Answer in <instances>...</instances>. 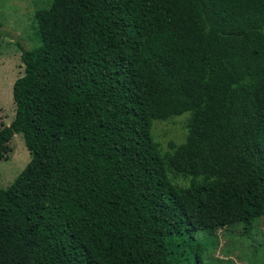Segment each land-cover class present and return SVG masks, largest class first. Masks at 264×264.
<instances>
[{"label":"trees","instance_id":"trees-1","mask_svg":"<svg viewBox=\"0 0 264 264\" xmlns=\"http://www.w3.org/2000/svg\"><path fill=\"white\" fill-rule=\"evenodd\" d=\"M34 19L0 124V163L16 134L31 157L0 189V264H205L219 229L264 218V0H53ZM185 113L163 154L154 124Z\"/></svg>","mask_w":264,"mask_h":264},{"label":"rangeland","instance_id":"rangeland-1","mask_svg":"<svg viewBox=\"0 0 264 264\" xmlns=\"http://www.w3.org/2000/svg\"><path fill=\"white\" fill-rule=\"evenodd\" d=\"M53 0H0V124L10 125L15 115L13 86L24 75L22 49L33 50L40 43L34 30L37 10L48 8ZM189 113L157 122L153 135L163 154L170 144L186 139ZM12 152L0 163V189L8 188L30 162L23 136L16 134ZM219 244L208 251L205 264H264V218L256 221L247 235L244 226L233 225L218 231Z\"/></svg>","mask_w":264,"mask_h":264}]
</instances>
